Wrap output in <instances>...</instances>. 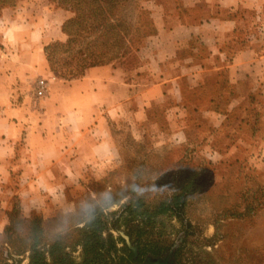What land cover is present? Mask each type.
Segmentation results:
<instances>
[{
    "label": "rangeland",
    "instance_id": "1",
    "mask_svg": "<svg viewBox=\"0 0 264 264\" xmlns=\"http://www.w3.org/2000/svg\"><path fill=\"white\" fill-rule=\"evenodd\" d=\"M161 5L177 6L191 19L204 13L179 0H0V12L14 7L42 16L48 31L59 32L45 53L51 67L69 78L93 65L126 63L122 56L153 32L151 14ZM260 89L230 83L223 72L209 74L181 100L152 103L139 124L118 128L117 162L99 177L86 175L54 215H26L13 200L0 225V264H29L33 246L54 264L49 250L55 241L80 263V229L90 217L116 221L114 236L128 242L125 217L130 225H147L129 230L133 237L164 239L166 254L144 264H264Z\"/></svg>",
    "mask_w": 264,
    "mask_h": 264
},
{
    "label": "crops",
    "instance_id": "2",
    "mask_svg": "<svg viewBox=\"0 0 264 264\" xmlns=\"http://www.w3.org/2000/svg\"><path fill=\"white\" fill-rule=\"evenodd\" d=\"M179 2L204 13L191 19L161 5L151 14L153 32L122 56L126 63L93 65L69 78L45 53L60 33L48 31L42 16L1 10V226L16 198L26 215H54L86 175L99 177L117 162L119 127L139 124L154 102L181 100L209 74L224 72L228 82L264 93V0ZM41 77L50 84L37 97Z\"/></svg>",
    "mask_w": 264,
    "mask_h": 264
},
{
    "label": "trees",
    "instance_id": "3",
    "mask_svg": "<svg viewBox=\"0 0 264 264\" xmlns=\"http://www.w3.org/2000/svg\"><path fill=\"white\" fill-rule=\"evenodd\" d=\"M129 217L125 222L132 230L134 227L147 228V225L135 223L130 225ZM117 229L116 221H109L107 217H90L80 229L78 243L82 246V261L68 259L62 244L55 241L50 246V256L54 264H144L148 257H160L166 254L165 240L155 239L149 235L139 233L133 237L128 230L129 242L122 235L113 234ZM121 243V246L118 244ZM43 252L36 246L32 247L29 264H46Z\"/></svg>",
    "mask_w": 264,
    "mask_h": 264
},
{
    "label": "built area",
    "instance_id": "4",
    "mask_svg": "<svg viewBox=\"0 0 264 264\" xmlns=\"http://www.w3.org/2000/svg\"><path fill=\"white\" fill-rule=\"evenodd\" d=\"M49 84L50 80L48 78H38L36 81L35 95L37 97H43L46 94V91L48 90Z\"/></svg>",
    "mask_w": 264,
    "mask_h": 264
}]
</instances>
